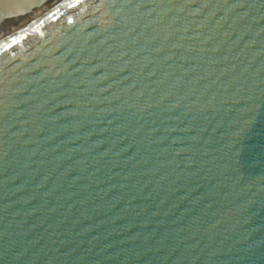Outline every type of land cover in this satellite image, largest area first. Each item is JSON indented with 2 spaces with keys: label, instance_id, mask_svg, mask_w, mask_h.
Returning a JSON list of instances; mask_svg holds the SVG:
<instances>
[{
  "label": "water",
  "instance_id": "95a60500",
  "mask_svg": "<svg viewBox=\"0 0 264 264\" xmlns=\"http://www.w3.org/2000/svg\"><path fill=\"white\" fill-rule=\"evenodd\" d=\"M0 264H264V0H68L1 45Z\"/></svg>",
  "mask_w": 264,
  "mask_h": 264
},
{
  "label": "bare ground",
  "instance_id": "6f19581e",
  "mask_svg": "<svg viewBox=\"0 0 264 264\" xmlns=\"http://www.w3.org/2000/svg\"><path fill=\"white\" fill-rule=\"evenodd\" d=\"M67 1L42 0L40 4L24 13L20 12L18 5L9 6V9H6L5 2H1L0 46L29 31Z\"/></svg>",
  "mask_w": 264,
  "mask_h": 264
}]
</instances>
